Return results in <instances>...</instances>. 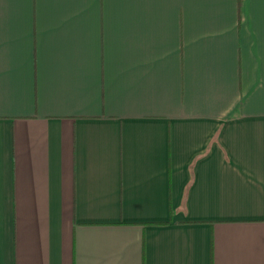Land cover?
Masks as SVG:
<instances>
[{
  "label": "crops",
  "instance_id": "obj_1",
  "mask_svg": "<svg viewBox=\"0 0 264 264\" xmlns=\"http://www.w3.org/2000/svg\"><path fill=\"white\" fill-rule=\"evenodd\" d=\"M0 264H264V0H0Z\"/></svg>",
  "mask_w": 264,
  "mask_h": 264
}]
</instances>
